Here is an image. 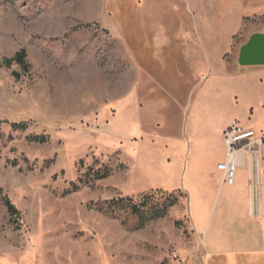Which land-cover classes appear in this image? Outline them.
<instances>
[{"label": "rangeland", "instance_id": "1", "mask_svg": "<svg viewBox=\"0 0 264 264\" xmlns=\"http://www.w3.org/2000/svg\"><path fill=\"white\" fill-rule=\"evenodd\" d=\"M255 33H264V0H0V264H201L187 198L192 211L202 169L193 162L187 170L183 150L170 143L189 117L190 74L179 58L177 74L149 54L137 72L136 50L126 46L152 44L157 34L174 44L189 37L204 42L208 65L219 67L226 52L238 64ZM21 49L28 74L3 66ZM220 69L208 89L229 91L227 116L264 137V66L247 79ZM131 91L126 120L123 94ZM102 166L113 169L109 178L63 195ZM171 193L179 204L138 231L96 209L115 198ZM5 196L21 213L14 225Z\"/></svg>", "mask_w": 264, "mask_h": 264}, {"label": "crops", "instance_id": "2", "mask_svg": "<svg viewBox=\"0 0 264 264\" xmlns=\"http://www.w3.org/2000/svg\"><path fill=\"white\" fill-rule=\"evenodd\" d=\"M157 36L149 46L145 42L137 41L135 44L127 45L126 48L136 50L132 61L137 72L143 70L144 59L149 54L154 63L161 66L165 64V69L171 68L177 74L180 69H174L172 64L175 63L174 59L179 58L178 61L183 62L181 65L187 66L186 69L190 71V77L196 76L189 77L187 84L189 88L184 93L189 98V117L182 126L178 124L175 127L177 131L173 133L170 143L173 152L183 150L187 170L193 162L202 169L200 182L194 189L196 194L192 198V211L189 194L187 198L190 224L202 237L201 264H264V151L258 168L252 164L248 156L239 155L235 183L233 186L225 184L224 173L218 169V165L226 158L223 131L234 120L231 116H227L226 100L231 93L217 89L209 90L207 86L210 77H213V82L216 81L222 72L220 68L226 70L233 68L236 78L247 79L256 71H262L260 69L263 66L241 68L239 63L233 65L225 59L228 53L226 52L219 64L220 68L214 67L208 65L207 46L204 42L193 43L187 37L185 38L187 40L183 41L185 44L183 42L171 44L159 40V35ZM149 49L151 52L148 51ZM198 58L201 62H198L200 60ZM196 62L201 65L205 63L204 68L202 67L204 70L201 67L194 68L193 63L197 64ZM125 64L123 75L128 74L130 70V66ZM197 69L199 73L202 72L201 76L196 73ZM262 76L264 77V74ZM261 83L264 84L263 79ZM261 87L264 85L261 84ZM181 93L179 89H175L174 97L180 96ZM132 95H134L133 91L123 94V118L126 120L129 110L134 108L133 100L130 99ZM262 107L264 109V105ZM243 169H247V176L243 174ZM199 220L204 221L199 223Z\"/></svg>", "mask_w": 264, "mask_h": 264}, {"label": "trees", "instance_id": "3", "mask_svg": "<svg viewBox=\"0 0 264 264\" xmlns=\"http://www.w3.org/2000/svg\"><path fill=\"white\" fill-rule=\"evenodd\" d=\"M15 64L20 66L25 74L30 72L31 64L28 62V56L25 49H21L12 58H5L3 60V66L7 68H11ZM14 76L17 80L21 78L19 73H14ZM23 126L24 125L22 124H12L13 129H19ZM30 141L46 143L48 138L32 136L30 137ZM112 173L113 169L109 166H102L98 169L89 168L85 176L80 178L78 183H72L71 188L65 191L63 195H69L79 191V184H89L90 182L105 180L109 178ZM0 192H2L1 189ZM179 202L180 197L175 193L162 196L161 199H156L154 194H147L142 197L140 202H135L134 199L130 197H120L101 201L96 204V209L101 213L122 220V223H125L129 229L138 231L144 229L151 222L165 219L168 216L170 209L177 206ZM4 203L10 215V223L12 225L16 224L17 220L15 219L20 218V211L7 196L4 198ZM129 217L135 219L133 224L129 222ZM177 224H179V222Z\"/></svg>", "mask_w": 264, "mask_h": 264}, {"label": "built area", "instance_id": "4", "mask_svg": "<svg viewBox=\"0 0 264 264\" xmlns=\"http://www.w3.org/2000/svg\"><path fill=\"white\" fill-rule=\"evenodd\" d=\"M223 139L226 146V158L218 165V169L224 173L225 184L233 186L239 167V155L248 156L252 164L256 168L259 167L264 148V137L258 134L255 129L233 121L223 131Z\"/></svg>", "mask_w": 264, "mask_h": 264}, {"label": "water", "instance_id": "5", "mask_svg": "<svg viewBox=\"0 0 264 264\" xmlns=\"http://www.w3.org/2000/svg\"><path fill=\"white\" fill-rule=\"evenodd\" d=\"M239 65L241 67L264 66V33H255L244 44L239 53Z\"/></svg>", "mask_w": 264, "mask_h": 264}, {"label": "bare ground", "instance_id": "6", "mask_svg": "<svg viewBox=\"0 0 264 264\" xmlns=\"http://www.w3.org/2000/svg\"><path fill=\"white\" fill-rule=\"evenodd\" d=\"M153 1H154V0H153ZM169 1H170V0H169ZM180 1H181V0H180ZM170 3H171V2H170ZM137 4H138V3H137ZM140 4H142V2H141ZM140 4H139V5H140ZM152 4H153V3H152ZM154 4H155V3H154ZM171 4H172V3H171ZM150 5H151V4H150ZM140 6H142V5H140ZM167 6H168V5H167ZM151 7H153V6L151 5ZM171 7H172V6H171ZM176 8H177V7H176ZM185 8H186V7H185ZM159 9H160V8H159ZM172 9H173V8H172ZM151 10H152V9H151ZM143 11H144V10H143ZM158 12H159V10H158ZM147 13H148V12H147ZM152 13H153V12H152ZM154 13H156V12H154ZM144 14H145V13H144ZM159 14H160V13H159ZM182 15H183V14H182ZM144 16H145V15H144ZM147 16H148V15H147ZM168 16H169V15H168ZM175 16H176V15H174V17H175ZM149 17H150V16H149ZM171 17H172V16H171ZM171 17H170V18H171ZM180 17H183V16H180ZM180 17H179V18H180ZM196 18H197V17H196ZM176 19H177V17L175 18V21H176ZM180 19H181V18H180ZM147 20H148V17H147ZM173 20H174V19H173ZM148 21H149V20H148ZM177 21L180 22L181 20H178V19H177ZM177 21H176V22H177ZM145 22H146V20H145ZM172 22H173V21H172ZM179 22H177V24H179ZM154 23H156V21H155ZM147 24H148V23H147ZM172 24H173V23H172ZM150 26H151V25H150ZM142 27H143V26H142ZM146 27H147V25H146ZM144 28H145V27H144ZM149 28H150V27H147V31H152V30H148ZM153 30H154V29H153ZM181 31H182V30H181ZM144 33H145V30H144ZM158 35H160V34H158ZM144 36H145V35H144ZM146 36H148V35H146ZM157 37H158V36H157ZM148 38H149V36H148ZM177 40H178V39H177ZM184 40H185V39H183V41H184ZM183 41H182V42H183ZM171 42H172V41H171ZM172 43H173V42H172ZM172 43H171V44H172ZM174 43H175V42H174ZM174 43H173V44H174ZM183 43H184V42H183ZM145 44H146V43H145ZM145 44H144V46H146ZM177 44H178V43H177ZM184 44H185V43H184ZM147 46H149V43L147 44ZM157 46H158V45H157ZM175 46H176V45H175ZM154 47H155V46H154ZM163 47H164V46H163ZM143 48H144V47H143ZM146 48H147V47H146ZM184 48H185V46H184ZM169 49H170V48H169ZM161 50H162V49H161ZM170 50H171V49H170ZM172 50L174 51V49H172ZM153 51H154V48H153ZM178 51L182 52L183 50H178ZM187 51H189V50H187ZM180 52H179V53H180ZM172 53H173V52H172ZM180 55H181V54H180ZM162 56H163V55H162ZM190 56H192V54H191ZM195 56H196V55H195ZM195 56H194V57H195ZM171 58H172V57H171ZM180 58H181V57H180ZM200 58H201V57H200ZM200 58H198V60H199ZM189 59H190V58H189ZM195 59H197V58L195 57ZM195 59H194V60H195ZM154 60H155V59H154ZM164 60H165V58H164ZM185 60H186V59H184V61H185ZM194 60H193V61H194ZM202 60H203V59H202ZM203 61H204V60H203ZM177 62H179V61H177ZM177 62H176V63H177ZM189 62H191V61H189ZM198 62H201V59H200ZM198 62H196L197 64L193 63V64H194L193 67H194V68L196 67V68H199V69H200V67H201V68H202V67L204 68L205 63H204L203 65H201V64L198 63ZM204 62H205V61H204ZM158 63H159V62H158ZM164 63H165V62H164ZM182 63H183V62H182ZM187 63H188V62H187ZM179 64H180V62H179ZM188 64H189V63H188ZM198 64H199V65H198ZM164 65H165V64H164ZM180 65H181V64H180ZM189 65H192V64H189ZM197 66H198V67H197ZM186 67H187V66H186ZM190 68H191V67H190ZM203 68H202V70H204ZM161 69H162V68H161ZM162 72H163V71H162ZM186 72L189 73L190 71H186ZM192 72H193V71H192ZM197 72H198V69H197L196 73H197ZM200 72H201V71H200ZM193 73H194V72H193ZM198 73H199V72H198ZM201 73H202V72H201ZM201 73H199L200 76H201ZM192 77L195 78L196 76H195V75H194V76L192 75L190 78H192ZM198 79H199V77H198ZM191 81H192V80H191ZM191 85H192V84H191ZM150 106H151V105H150ZM149 108L151 109V107H149ZM156 118H157V117H156ZM120 122H121V121H120ZM125 129H126V128H125ZM115 130H116V129H115ZM117 130H119V129L117 128ZM122 130H123V129H122ZM247 224H248V222H247ZM240 225H243V224H240ZM240 225H239V226H240ZM225 226H226V225H225ZM239 226H238V227H239ZM238 227H237V228H238ZM250 228H251V227H250ZM243 229H244V227H243ZM239 230H241V229H239ZM246 230H247V229H246ZM234 231H235V230H234ZM241 231H242V230H241ZM236 233H237V232H236ZM237 234H238V233H237ZM249 236H250V235H249ZM239 242H240V241H239ZM242 248H243V247H242ZM247 250H248V249H247Z\"/></svg>", "mask_w": 264, "mask_h": 264}]
</instances>
